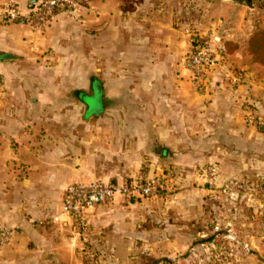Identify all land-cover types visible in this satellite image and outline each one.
Returning a JSON list of instances; mask_svg holds the SVG:
<instances>
[{"label":"crops","instance_id":"1","mask_svg":"<svg viewBox=\"0 0 264 264\" xmlns=\"http://www.w3.org/2000/svg\"><path fill=\"white\" fill-rule=\"evenodd\" d=\"M6 1L0 0V9ZM18 1L26 9L32 0ZM119 1L101 2L92 44L88 32L74 29L66 16L44 35L27 26L11 31L0 22V222L17 228L12 243L0 250L2 264L60 263L59 249L65 248L58 242L76 238H67L65 226L51 218L71 183L125 180L161 162L188 170L206 160L203 148L249 143L241 113L231 108L234 99L257 102L260 95L264 104V77L256 79L243 57L246 29L227 39L239 48L199 95L168 18L151 12L152 0H131L129 11ZM238 6L230 4L232 22L248 26ZM95 49L96 74L90 72ZM233 66L248 69L244 84L235 87L238 94L225 78ZM74 78H87L86 87L76 88L81 106L58 105L67 85L74 103ZM96 94L100 107L91 108L83 97Z\"/></svg>","mask_w":264,"mask_h":264},{"label":"rangeland","instance_id":"2","mask_svg":"<svg viewBox=\"0 0 264 264\" xmlns=\"http://www.w3.org/2000/svg\"><path fill=\"white\" fill-rule=\"evenodd\" d=\"M102 1L84 0L78 14L63 15L71 19L74 29L78 26L88 32L91 44L97 42V18L102 11L99 8ZM230 4L240 5L238 8L246 12L248 26L232 22L236 13ZM237 4L230 0H152L150 9L158 18L163 15L168 18L179 32L183 43L181 53L185 58L198 33L214 34L222 42L238 46L227 39L234 40V34L246 29L250 38L244 45L243 57L249 70L260 79L264 77V70L251 64L245 48L256 33L264 31V0H253L252 7ZM131 5V0L119 1V8L125 11H129ZM24 27L27 28L19 24L6 26L11 31ZM27 29L33 32L30 27ZM175 39L177 41V37ZM92 52L90 72L96 74V49ZM229 70L233 74L248 71H244L243 66ZM126 72L128 74V68ZM228 74L225 78H230ZM86 79L74 78V103L67 85L58 105L81 106L80 90L76 88L86 87ZM60 81L65 82L64 78ZM231 87L230 91L237 93V88ZM4 90V78L0 74V95ZM91 90L83 91L90 93ZM83 99L91 108L100 107L98 94ZM254 100L234 99L231 106L241 113L240 125L249 132V143L235 140L231 146L203 148L206 160L192 168L188 166L191 171L167 162L145 166L139 173L163 178V190L158 196L116 198L90 213L85 228L69 224L63 227L67 238H76V242L64 245L58 242L65 248L59 249L63 255L59 264H264V120L261 113L264 104L262 108L261 95L259 101ZM44 101L43 105H54ZM250 114L256 116L254 123L248 122ZM211 167L218 169V175L213 183H208L203 171ZM4 227L13 229L16 235V227ZM2 261L0 257V264Z\"/></svg>","mask_w":264,"mask_h":264},{"label":"built area","instance_id":"3","mask_svg":"<svg viewBox=\"0 0 264 264\" xmlns=\"http://www.w3.org/2000/svg\"><path fill=\"white\" fill-rule=\"evenodd\" d=\"M84 0H33L26 9H22L18 0H7L0 9V22L30 27L37 34H44L49 25L60 16H73L80 12ZM186 31L185 33H188ZM229 53L224 42L214 34L195 35L192 50L185 58L193 88L199 95L209 88L212 73L228 62ZM246 80V74L238 72L230 76L231 84L240 87ZM249 123L256 116L249 115ZM218 169L211 167L203 171L208 183L217 179ZM160 176L141 172L125 180L93 179L87 182L69 184L64 192L60 212L51 218L55 224L73 225L85 228L87 217L98 206L114 201L116 198L156 197L163 190ZM15 231L0 224V248L12 241Z\"/></svg>","mask_w":264,"mask_h":264},{"label":"trees","instance_id":"4","mask_svg":"<svg viewBox=\"0 0 264 264\" xmlns=\"http://www.w3.org/2000/svg\"><path fill=\"white\" fill-rule=\"evenodd\" d=\"M229 55L238 50V46H233L229 42L225 43ZM245 54L253 66L264 70V31H260L249 41L245 48Z\"/></svg>","mask_w":264,"mask_h":264},{"label":"water","instance_id":"5","mask_svg":"<svg viewBox=\"0 0 264 264\" xmlns=\"http://www.w3.org/2000/svg\"><path fill=\"white\" fill-rule=\"evenodd\" d=\"M230 1L238 3V4H244V5L248 6V7H252L253 6V0H230Z\"/></svg>","mask_w":264,"mask_h":264}]
</instances>
